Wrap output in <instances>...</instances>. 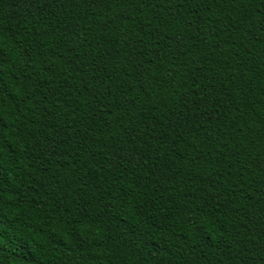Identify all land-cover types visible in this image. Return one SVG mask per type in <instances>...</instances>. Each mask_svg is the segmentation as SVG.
I'll list each match as a JSON object with an SVG mask.
<instances>
[{
  "label": "trees",
  "instance_id": "trees-1",
  "mask_svg": "<svg viewBox=\"0 0 264 264\" xmlns=\"http://www.w3.org/2000/svg\"><path fill=\"white\" fill-rule=\"evenodd\" d=\"M0 264H264V0H0Z\"/></svg>",
  "mask_w": 264,
  "mask_h": 264
}]
</instances>
